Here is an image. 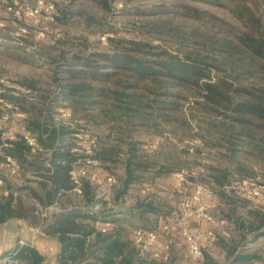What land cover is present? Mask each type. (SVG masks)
<instances>
[{"label": "trees", "instance_id": "trees-1", "mask_svg": "<svg viewBox=\"0 0 264 264\" xmlns=\"http://www.w3.org/2000/svg\"><path fill=\"white\" fill-rule=\"evenodd\" d=\"M96 1L104 7L112 6V0ZM180 8L179 13L197 20L205 19L207 14L190 4L181 5ZM167 10L169 8L165 7L162 11ZM247 26L248 30L238 34L236 41L217 35L210 36L206 54L175 52L133 41H120L114 44L111 51L76 53L69 60L54 62L60 73V82L58 91L53 94L37 92L39 88L31 82L21 83L27 87L25 89L0 82V143L2 131L9 125L3 118L6 112L2 102L4 100L26 114L20 122L36 135L41 148L53 150L50 162L59 161L54 170L51 169L54 164L47 168L44 164L45 158L39 164L36 154L43 151L39 149L36 153L32 152L23 138V133L18 131L15 134L11 140L12 145L7 146V153L20 162L23 171H27L26 163L41 170L42 167L47 168L42 174L41 170L32 169L35 175L41 177L36 179L38 188L44 189L48 182L52 183L44 193L29 186L31 194L44 205L57 202L61 205L59 207H66L68 202L75 206L68 212L54 211L52 216L43 218L36 213V206L23 204L13 194H0V229L4 222L13 217L27 218L34 224L37 223L33 219L38 217L42 220L45 231L57 236L62 244L58 264H175L172 256L168 261L149 255L141 256L132 235L137 227L147 228L145 223L140 222L150 211L166 215L169 210L161 211V208L151 205L146 207L144 203L137 202L131 207H124L120 211L123 215H115L110 214L111 209L107 211L105 203L101 207L104 208L105 218L101 219L104 222L110 221L113 225L106 232H102L95 224L98 219V210L95 208L97 200L88 179L83 182L81 202L77 203L72 199L61 202L58 199L66 195L65 190L71 188L69 171L72 163L82 154L77 155L67 148H55L57 141L64 139V135L70 136L73 130L64 125L54 126L52 123L56 121V114L62 113L59 109L67 107L72 110L71 118L77 113L96 109L104 112L105 117H109L111 121L119 122L125 118L127 127L122 126L124 132L118 136L100 137L93 153V157L110 174L116 175L114 171L117 164L123 166L121 167L125 177L122 180L118 178L121 185L116 191V199H119L125 195L129 184L142 178V175L136 173L140 169H154L155 179H158L171 177L175 172L185 173L186 168H189L188 163L186 165L185 161L182 162L181 156L172 153L170 149L162 155V160H145V156L138 153L139 148L131 138L137 125H153L160 129L166 124L171 127L167 131L177 132L179 135L185 134L179 132L180 129L192 131L193 127L188 118L196 120L197 116L191 114L187 118L182 115L179 102L180 98L186 97L184 92H190L202 114L206 115L205 126L199 125L200 132H191V136L199 137L205 147L223 148L221 155L230 163L218 166L206 164L207 175L201 174V181L210 183L206 184L215 190L217 199H223L232 205L231 192L244 202L249 218H231L237 225L240 238H245L248 234L264 235V198L257 200L238 189H226L245 179L255 180V167L264 173V23L256 15H251ZM2 35L4 41L7 40L10 44L3 42L1 45L5 49L1 50L0 46V54L9 53L15 45L14 39L17 38L11 34ZM18 38L27 40L26 36ZM220 52L234 56L238 61L228 64L225 60L219 61L208 54ZM258 60L262 64H258ZM105 83L110 84L107 86ZM139 89L143 90L140 94ZM105 99H111L112 102ZM150 119L154 122H147ZM185 151L187 150H181L184 153ZM188 177L195 179L191 173ZM214 204L216 207L215 201ZM175 210L178 215L179 206ZM229 225L230 221L227 219V227ZM244 244L241 241L232 249L227 248L233 263L248 264L264 260L262 253L247 249L242 246ZM8 254L24 260L27 264H43L45 261L39 250L28 244L22 246L19 252ZM206 254L201 264H214Z\"/></svg>", "mask_w": 264, "mask_h": 264}, {"label": "rangeland", "instance_id": "rangeland-1", "mask_svg": "<svg viewBox=\"0 0 264 264\" xmlns=\"http://www.w3.org/2000/svg\"><path fill=\"white\" fill-rule=\"evenodd\" d=\"M37 1L0 0L1 50L5 49L1 45L3 42L10 44L7 40L4 41L2 33L11 34L17 38L14 39L13 44L15 45L9 53L0 54V82L23 89L27 87L21 85L22 82H31L39 88L37 92L45 95L58 91L60 73L54 62L69 60L76 53L111 51L114 44L120 41H133L175 52L206 54L208 51L206 45L210 36L217 35L226 40L236 41L238 34L248 30L249 16L256 15L264 23V0H112L110 8L104 7L96 0H46L55 4V22L51 24L46 23L48 11L45 8L38 17L28 13V6H34ZM120 3L122 6H119ZM185 4L197 6L206 11L205 19L197 20L179 13L178 9H181L180 6ZM165 7H168L169 10L163 12ZM45 25H49L47 34L39 36L41 26ZM56 31L62 33V39L55 40ZM20 36H26L27 40H20L18 38ZM208 54L215 56L219 61L225 60L228 64L237 60L234 56L222 52ZM258 64H262V62L260 63L258 60ZM109 84L105 83L107 86ZM142 92L143 90L139 89L138 94ZM183 94L186 97L179 99L182 115L184 114L187 118L191 114L197 116V121L192 117L188 118L193 127L192 131L180 129L179 132L185 134L179 135L177 132L167 131L171 127L166 124L160 129L153 125H137L134 127L131 140L139 148L138 153L145 156V160H149V162L162 160V155L169 149L172 150V153L180 155L182 162L185 161L189 166L184 171L185 182L169 186V188L157 186L155 182L160 178L155 179L154 169L149 167L140 169L136 173L142 175V178L137 181L136 185L127 188L125 197H122L123 204L131 207L140 202L144 203L146 207L151 205L158 209L161 208V211L175 210L180 201L191 194L196 182L210 184L208 181L200 179L201 174L207 175L206 164L230 165L228 159L221 155L223 148L205 147L199 137L191 136V132L194 134L200 132L199 125L205 126L206 115L202 114L190 92ZM105 100L109 103L112 102L111 99ZM63 110L65 108H60L59 112H63ZM7 112L6 109L5 113ZM70 118L65 120L62 113L56 114V121L52 125L67 126L66 128L73 130L74 133L84 129L85 132L96 134L98 138L109 135L118 136L124 132L122 126L127 127L124 117L119 122L111 121L109 117H105L104 112H100L98 109L86 113L80 112ZM147 122L151 123L154 120L150 119ZM157 122H161V120H157ZM6 149L7 146L0 148V157L7 153ZM181 150L187 151L184 153ZM49 153L45 151L36 154L39 164H42L43 158H48ZM253 164H256V161H253ZM121 166L117 164L114 171L116 175H113L122 180L125 176L122 171L123 166ZM32 169L41 170L37 166L25 164V170ZM255 170L257 173L253 178L260 184H264V173L257 167ZM190 173L195 176V179L191 180L188 177ZM173 175L177 177V172ZM144 183L145 185H143ZM236 185L234 183L233 186L226 187V189L231 191V188ZM118 188L119 186L116 187V189ZM18 194L22 196L23 202L27 205L37 203L29 191L22 190ZM81 198L78 195H71L65 200L72 199L81 202ZM230 200L233 202L232 205L219 199L214 208L215 214L226 217L230 221L225 232L219 230L215 246L212 245L211 248H213L206 252L207 258L214 264H235L227 253V248L232 249L241 241L245 243L242 246L258 250L264 255V235L248 234L245 238L238 236L237 225L231 221V218H249V215L244 202L235 197V193L230 192ZM152 211L146 214L140 223H145V226L155 225L160 215ZM174 214L177 215V213L172 215ZM41 217L44 218L43 215ZM132 218L135 217L132 216ZM33 221L37 224L42 223L38 217ZM249 237L253 239H249ZM22 241L23 243H21ZM22 241L17 250L14 248L13 251H10L9 249L8 252H19L22 246L30 245V242ZM185 251L187 252V250ZM8 252L5 251L0 255V264H4L7 256L15 257L9 255ZM171 256L172 260L176 261V258L183 257L184 254L176 251ZM16 258L21 264H27L24 260ZM248 264H264V260L248 262Z\"/></svg>", "mask_w": 264, "mask_h": 264}, {"label": "built area", "instance_id": "built-area-1", "mask_svg": "<svg viewBox=\"0 0 264 264\" xmlns=\"http://www.w3.org/2000/svg\"><path fill=\"white\" fill-rule=\"evenodd\" d=\"M119 6H122V3ZM44 8L48 11L46 23H54L55 4L52 2L38 0L34 6H28L27 10L32 16L38 17ZM48 29L49 25L41 26L38 35L45 36ZM62 36V33L55 32L56 38L60 39ZM2 102L8 110L3 118L9 122V125L2 131L0 148L11 146V140L20 131L32 152L41 149L36 135L31 133L24 123L20 122L26 114L14 107L13 104L4 100ZM62 116L65 119L70 118L72 110L65 108ZM76 136L80 142L79 151L82 155L74 161L70 170L73 187L81 192L84 180L88 179L95 188L96 197L106 199L119 181L113 174L102 175L101 172L104 169L100 161L93 157L94 147L99 138L96 134L85 132L84 129L76 133ZM0 167L7 168L12 175L18 174L22 169L20 162L11 155H5L4 159L0 160ZM177 177L180 181L186 180L185 174L182 172L177 173ZM234 188L255 197L257 200L264 198V184H260L256 180L245 179ZM217 196L212 187L203 182H196L191 194L180 201V212L173 219L165 220L154 228L137 227L133 230V240L139 254L168 261L174 247L184 248L188 251L190 264H201L206 251L217 243L219 230L225 232L227 228V219L214 212V200ZM42 215L47 217L48 212L43 211ZM95 224L102 232H106L113 225L110 221L104 222L101 218L96 219ZM204 224H207V227H202ZM3 263L21 264L16 257L11 256H7Z\"/></svg>", "mask_w": 264, "mask_h": 264}, {"label": "crops", "instance_id": "crops-1", "mask_svg": "<svg viewBox=\"0 0 264 264\" xmlns=\"http://www.w3.org/2000/svg\"><path fill=\"white\" fill-rule=\"evenodd\" d=\"M56 147H59L62 149L67 148L71 152H76L77 155L80 154V151H79L80 142L76 136V133L74 132L70 136L65 135L64 139L58 140L55 148ZM40 150L43 152L45 151L50 152L48 155V158L44 159V164L47 166V168L51 164H54L51 168L52 170H54L58 166L57 162L59 161H55L54 163L50 162L51 157L53 155V150L51 151L49 149H44V148H41ZM5 155H10V154L9 153L3 154L2 157H5ZM2 157H0L1 158L0 160L3 159ZM47 168L42 167L40 174H42L43 171L47 170ZM0 173L2 174V177L0 178V194H3V195L13 194L15 198H20L22 202H23L22 196L18 194L19 191L21 192L22 190H24V191H29L31 193L30 188H29L30 186V187L36 188L38 191H40V193H44L45 189H48L52 186V183L48 182L47 187H45L44 189L38 188L37 186L38 181L36 179L41 178V177L39 175H35L34 170L23 171V169H21V171L18 174L12 175L10 174L7 168L0 167ZM106 173L108 172L105 169L103 172H101L102 175H105ZM69 175H70V171H69ZM184 182L185 181H180L178 177L173 175L171 177L160 178L159 180L155 182V185L161 186L164 188H169V186L172 187L173 185L174 186L180 185ZM136 183L138 182L136 181L134 183H131L129 184V186L132 187L136 185ZM120 185L121 183H118L116 186H114L110 194L106 197V199L97 198L95 188L92 185V187L94 188V192H95V198L97 200V202L95 203L96 204L95 208L98 210L96 213L98 218H101V217L105 218L104 216L105 213L103 212L104 208H101L102 205L105 203L107 204V205L105 204L107 211L111 209L110 214L123 215V213H121L120 211L124 210V207H127V205L123 204L124 202H122V197L119 199H116V191H117L116 187ZM143 185H145V183ZM65 193H66L65 196L63 195V196H60V198H58L60 199L61 202L67 201L65 200V198L71 195H76V196L78 195L82 197V191L78 192L77 190H75L73 187V184L71 185V188L65 190ZM31 196L37 203H34L32 205L30 204V205L36 206L38 210L36 211V213L40 214L41 216H42L43 211H47L48 215L52 216L54 211H59L61 213L62 212L64 213V212L70 211L72 208L75 207L73 206L74 203H68V202H66V207H59L61 205L57 204V202L51 205L50 204L44 205L35 196H33L32 194ZM214 201L218 203L219 199L216 198ZM23 204L25 203L23 202ZM176 212H177L176 210H171L167 212L166 215L164 214L160 215V218H158L157 223L155 225L147 226V228L157 227L159 224H161L165 220L173 219L175 214L174 215L172 214ZM109 216L111 217V215ZM202 227H207V224H204ZM250 237L249 239H253ZM22 240L30 242L31 246L39 250V252L45 257V261L43 262V264H58V254L62 249V244L60 240L58 239V237L48 234L45 231L42 223L34 224L30 221V219L23 218V217H13V218L8 219L6 222L2 224L1 229H0V255L5 253V251L8 252L9 249L10 251H13L12 249L14 248L15 250H17L18 245L20 244ZM185 250L186 249L184 248H177V247L173 248L172 254L176 251L184 254L183 257L176 258V261H174L175 264H190V259H188V256H189L188 251L186 252Z\"/></svg>", "mask_w": 264, "mask_h": 264}]
</instances>
